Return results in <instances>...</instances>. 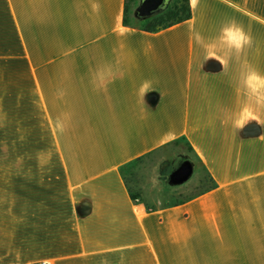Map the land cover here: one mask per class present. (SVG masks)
<instances>
[{
    "label": "crops",
    "instance_id": "obj_1",
    "mask_svg": "<svg viewBox=\"0 0 264 264\" xmlns=\"http://www.w3.org/2000/svg\"><path fill=\"white\" fill-rule=\"evenodd\" d=\"M126 2L0 0V264H264V108L232 122L242 73L264 75V0H197L157 32ZM229 21L251 46L223 66L206 48ZM184 146L210 186H130Z\"/></svg>",
    "mask_w": 264,
    "mask_h": 264
},
{
    "label": "clouds",
    "instance_id": "obj_2",
    "mask_svg": "<svg viewBox=\"0 0 264 264\" xmlns=\"http://www.w3.org/2000/svg\"><path fill=\"white\" fill-rule=\"evenodd\" d=\"M197 0H190V5H195ZM251 46V37L244 31L243 27L233 22H226L222 25L218 36L206 48V59H216L224 66V59L220 53L227 55H236L237 57ZM240 86L251 101V104H245L233 117V126L242 129L249 121L255 120L261 124L257 108H264V75L252 69L242 73ZM154 89L150 81L142 83L139 89V95L143 102L144 95Z\"/></svg>",
    "mask_w": 264,
    "mask_h": 264
},
{
    "label": "rangeland",
    "instance_id": "obj_3",
    "mask_svg": "<svg viewBox=\"0 0 264 264\" xmlns=\"http://www.w3.org/2000/svg\"><path fill=\"white\" fill-rule=\"evenodd\" d=\"M137 4H132L130 6L128 19L131 24L140 25V22H138L133 14ZM181 154H187L191 157L189 149L184 146L176 147L175 152H169L168 156L170 158L167 160L156 158L154 159L153 163L146 160H141V167L136 172L127 175V180L130 183V186H135L134 182L136 181H142L153 193L154 196H152V199H156V197L161 195L164 196V193H166L165 191H170L172 189L176 191V199H180L191 196L210 186V181L207 176L204 181L201 180L200 167L196 163L194 174L186 183L178 186H172L166 181L171 170L180 163ZM156 189H162V191L160 190L161 194H159Z\"/></svg>",
    "mask_w": 264,
    "mask_h": 264
},
{
    "label": "water",
    "instance_id": "obj_4",
    "mask_svg": "<svg viewBox=\"0 0 264 264\" xmlns=\"http://www.w3.org/2000/svg\"><path fill=\"white\" fill-rule=\"evenodd\" d=\"M173 0H138L134 9V17L139 21H144L156 14L165 11ZM261 128L256 123L248 124L243 131L245 136H256ZM181 161L168 174L166 181L172 186L186 183L194 174L195 161L187 154H181Z\"/></svg>",
    "mask_w": 264,
    "mask_h": 264
},
{
    "label": "trees",
    "instance_id": "obj_5",
    "mask_svg": "<svg viewBox=\"0 0 264 264\" xmlns=\"http://www.w3.org/2000/svg\"><path fill=\"white\" fill-rule=\"evenodd\" d=\"M138 0H127L125 8V18L124 22L126 24H131L128 19V13L130 6L137 4ZM192 16V9L190 5V0H173L169 7L144 21L140 22V27L146 31L157 32L168 28L174 24L180 23L184 20L189 19Z\"/></svg>",
    "mask_w": 264,
    "mask_h": 264
},
{
    "label": "built area",
    "instance_id": "obj_6",
    "mask_svg": "<svg viewBox=\"0 0 264 264\" xmlns=\"http://www.w3.org/2000/svg\"><path fill=\"white\" fill-rule=\"evenodd\" d=\"M37 264H51L50 261H41L40 263Z\"/></svg>",
    "mask_w": 264,
    "mask_h": 264
}]
</instances>
